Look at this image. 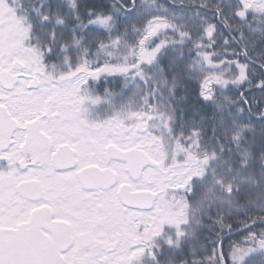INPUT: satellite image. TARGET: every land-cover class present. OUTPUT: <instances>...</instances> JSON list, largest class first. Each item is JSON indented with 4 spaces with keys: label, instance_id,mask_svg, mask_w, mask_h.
<instances>
[{
    "label": "snow or ice",
    "instance_id": "obj_1",
    "mask_svg": "<svg viewBox=\"0 0 264 264\" xmlns=\"http://www.w3.org/2000/svg\"><path fill=\"white\" fill-rule=\"evenodd\" d=\"M0 264H264V0H0Z\"/></svg>",
    "mask_w": 264,
    "mask_h": 264
}]
</instances>
